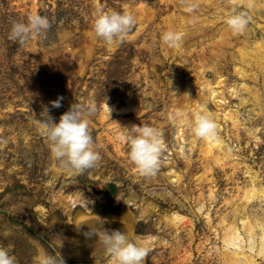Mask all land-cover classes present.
<instances>
[{
	"label": "rangeland",
	"instance_id": "374dc122",
	"mask_svg": "<svg viewBox=\"0 0 264 264\" xmlns=\"http://www.w3.org/2000/svg\"><path fill=\"white\" fill-rule=\"evenodd\" d=\"M113 10L136 22L123 43L108 46L92 26L98 12ZM233 13L248 18L240 32L226 23ZM37 14L51 22L46 34L23 45L10 38L14 22ZM263 14L264 0H0V247L16 264H34L41 251L65 264H108L104 246L83 235L104 221L130 239L154 237L144 264H223L221 238L238 211L264 214L261 199H245V167L264 188V107L242 89L264 100L263 75L247 66L241 79L231 60L244 41L264 38ZM169 30L182 35L179 47L162 42ZM224 41L232 47L219 52ZM210 87L222 104L209 100ZM57 97L61 107L51 108ZM89 101L97 108L88 119L100 159L73 175L51 156L36 121L45 106L58 122L71 105ZM204 110L231 156L219 164L192 131L194 113ZM232 111L239 128L223 117ZM116 122L160 130L165 147L156 175L140 174Z\"/></svg>",
	"mask_w": 264,
	"mask_h": 264
},
{
	"label": "clouds",
	"instance_id": "9594fccd",
	"mask_svg": "<svg viewBox=\"0 0 264 264\" xmlns=\"http://www.w3.org/2000/svg\"><path fill=\"white\" fill-rule=\"evenodd\" d=\"M135 22L131 13L113 10L98 12L92 27L97 38L103 40L106 45L113 46L127 39ZM226 23L234 32H240L247 26L248 18L244 13H233L227 18ZM50 27L51 22L47 17L30 15L27 23H13L10 38L18 40L23 45L32 36L46 34ZM161 40L165 45L176 48L180 46L182 35L169 30L162 34ZM62 100L63 97H57L56 100L50 101L51 108H60ZM103 107L111 117L113 108L108 105L107 99ZM96 111L94 101L87 104L77 103L71 105L57 122L49 114L50 109L45 106L40 114L41 118L36 121L49 142L51 156L69 174H82L85 170L94 168L100 159L89 131L88 117L94 115ZM192 125V131L196 136L218 141L217 125L208 110L196 111ZM119 135L120 139L127 143L129 158L140 174L146 177L156 175L160 166V155L165 147L160 130L149 125H132L130 128L119 125ZM81 198L88 206L90 201L83 193ZM103 224L102 230L88 227L89 230L83 235L89 239L95 236L96 243L104 246L109 256L108 264H144V259L150 251V241L154 237L136 236L135 239H130L126 230H108ZM57 237L62 246V239ZM0 264H16L15 257L9 255L4 247H0ZM34 264H65V261L61 255L41 251L34 257Z\"/></svg>",
	"mask_w": 264,
	"mask_h": 264
},
{
	"label": "bare ground",
	"instance_id": "6f19581e",
	"mask_svg": "<svg viewBox=\"0 0 264 264\" xmlns=\"http://www.w3.org/2000/svg\"><path fill=\"white\" fill-rule=\"evenodd\" d=\"M253 1V0H249ZM234 2V1H233ZM238 4H241L242 1H237ZM247 2V1H246ZM249 8L251 13H255L256 15H262V11L257 9V6H254L255 3L251 6V4L243 3ZM219 5V4H218ZM237 8L236 3H232V9ZM264 15V14H263ZM264 20V16L261 17ZM219 16H214L213 22L220 21ZM260 27V26H258ZM264 37V30L262 31ZM192 36H195L194 34ZM249 37V36H248ZM227 40L230 39L227 37ZM217 49L219 52L220 49H229L232 47V44L229 42H221L217 45ZM236 57L232 58V62H236L239 66H235V74L239 76L241 79L247 78V70L246 68H255L262 72L263 80H264V38L261 37V41L256 43H251L247 39L243 42V46L239 47L236 51ZM234 54V55H235ZM216 88L222 85V79H219L216 83ZM210 84H207L209 86ZM243 86V85H242ZM215 88V87H214ZM213 88H209V100L214 101L217 104H222V100L218 99L219 92L212 90ZM248 95L254 98V101L261 109L264 107V100H262L260 95H256L251 89H249L246 85L242 87ZM232 94L236 92L233 89ZM235 114H238L237 111H232L224 113L223 117L225 120L231 121L232 125L236 128H239L240 123L237 120ZM218 115V114H217ZM216 118V116H215ZM204 145H206V149L203 150V154L208 157H212L214 163L219 164L221 160H228L231 156L224 149V144L221 140L213 141L210 139L203 140ZM215 153L217 155L215 156ZM220 155H222L220 157ZM245 175L248 178V190L246 192L245 199L249 203L253 197H257L261 199V202H264V188L257 187V182L259 181V177L251 173L249 167H245ZM251 218V219H250ZM208 221L209 218L207 217ZM173 220H180L178 216H174ZM226 233L222 236V244L223 251L220 253V257L223 261V264H264V214L255 217H250L246 213V211L239 210L238 214L235 218L234 223L226 226Z\"/></svg>",
	"mask_w": 264,
	"mask_h": 264
}]
</instances>
